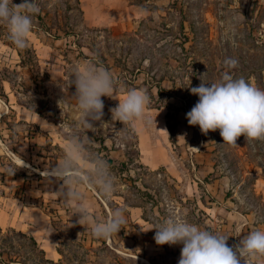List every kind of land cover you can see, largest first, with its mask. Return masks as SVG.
Here are the masks:
<instances>
[{
    "label": "rangeland",
    "instance_id": "obj_1",
    "mask_svg": "<svg viewBox=\"0 0 264 264\" xmlns=\"http://www.w3.org/2000/svg\"><path fill=\"white\" fill-rule=\"evenodd\" d=\"M36 3L40 11L20 52L0 24V264H145L133 254L137 227L127 214L133 205L143 206L145 216L160 213L163 222L162 205L178 204V216L237 241L264 230V140L241 136L230 146L219 129L205 135L186 118L199 100L190 89L202 79L217 82L228 71L264 89V0ZM226 58L238 66L226 69ZM83 62L106 68L115 81L114 96L101 97L94 130L79 126L71 83L73 67ZM130 89L150 96V125L112 119L110 109ZM74 129L89 136L91 153L118 181L111 200L87 193L99 221L109 216L106 206L124 209L126 223L110 239L80 225L65 205L63 181L47 177ZM140 254L152 260V253ZM252 259L246 264H264Z\"/></svg>",
    "mask_w": 264,
    "mask_h": 264
},
{
    "label": "clouds",
    "instance_id": "obj_2",
    "mask_svg": "<svg viewBox=\"0 0 264 264\" xmlns=\"http://www.w3.org/2000/svg\"><path fill=\"white\" fill-rule=\"evenodd\" d=\"M39 11L36 0H22L19 4L0 0V24L7 26L8 39L18 49L27 47L33 16ZM223 63L226 69L238 66L234 58H226ZM72 74L74 97L81 114L79 126L94 130L91 121L101 120L105 107L101 97L114 96L115 81L109 70L91 62L77 63ZM190 91L199 100L186 114L189 125H198L205 135L219 129L223 143L230 146H236L241 136L247 141L264 140V89L225 71L219 81L205 83L202 79ZM150 102L145 90L130 89L110 109L112 119L123 125L134 126L136 121L150 125L151 119L145 111ZM64 128L68 130L67 125ZM91 142L89 136L81 137L74 129L68 136L63 159L47 171V177L63 181L65 205L73 209L80 225L90 227L94 238L110 239L126 223L124 209L116 208L104 221L97 220L91 212L89 191L105 200H111L118 191V181L107 162L91 153ZM16 163L25 166L21 158ZM155 229L157 245H183L178 264H246L245 258L264 257V230H253L238 244L229 246V237L202 229L176 214L169 215Z\"/></svg>",
    "mask_w": 264,
    "mask_h": 264
},
{
    "label": "crops",
    "instance_id": "obj_3",
    "mask_svg": "<svg viewBox=\"0 0 264 264\" xmlns=\"http://www.w3.org/2000/svg\"><path fill=\"white\" fill-rule=\"evenodd\" d=\"M162 206H164L161 208L162 210L165 209L166 211H168V213L166 214V218L171 214H176L177 211H179V208H181L180 205L175 203H165ZM105 208L107 211H109L110 214L111 209H109L108 206H106ZM127 209V214L130 218V221L133 222L137 227V237L135 241H132L133 243H135L137 248L135 251L132 250L134 256L142 259L145 264H178L183 245H157L154 240V236L157 231L155 228L158 224L162 223L160 219H163L164 217L157 212L145 216L144 208L140 205L127 206ZM180 217L184 219V216ZM199 227L202 228L201 225H199ZM244 236L246 235H240L238 237V242ZM140 251L141 253H152V260L146 258V255L140 254ZM147 259H149V261H147ZM252 260L260 263L262 261L264 262V257H258ZM247 261L250 262V260Z\"/></svg>",
    "mask_w": 264,
    "mask_h": 264
},
{
    "label": "trees",
    "instance_id": "obj_4",
    "mask_svg": "<svg viewBox=\"0 0 264 264\" xmlns=\"http://www.w3.org/2000/svg\"><path fill=\"white\" fill-rule=\"evenodd\" d=\"M19 52H20V49H19ZM167 127H168V130H169L170 134H171L172 130H171V127H170V125L168 123H167ZM27 238L29 239L31 244H33L34 246H36L39 249V244H38L37 240L33 236H27ZM39 251H40L39 261L45 260V252H44V250L43 249H39Z\"/></svg>",
    "mask_w": 264,
    "mask_h": 264
},
{
    "label": "built area",
    "instance_id": "obj_5",
    "mask_svg": "<svg viewBox=\"0 0 264 264\" xmlns=\"http://www.w3.org/2000/svg\"><path fill=\"white\" fill-rule=\"evenodd\" d=\"M0 84H1V75H0ZM221 235H224V236H227L229 237L227 243L229 246H233V245H236L238 244L239 242L237 241V239L235 237H233L232 235L228 234V235H225V234H221Z\"/></svg>",
    "mask_w": 264,
    "mask_h": 264
}]
</instances>
